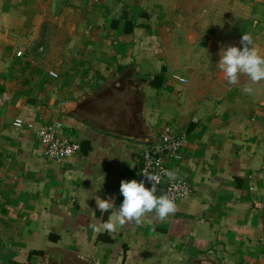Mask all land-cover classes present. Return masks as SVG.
Here are the masks:
<instances>
[{
	"label": "crops",
	"instance_id": "1",
	"mask_svg": "<svg viewBox=\"0 0 264 264\" xmlns=\"http://www.w3.org/2000/svg\"><path fill=\"white\" fill-rule=\"evenodd\" d=\"M244 34L264 55V0H0V264H264V80L217 64ZM56 121L74 157L44 153ZM166 124L191 193L164 221L97 230Z\"/></svg>",
	"mask_w": 264,
	"mask_h": 264
},
{
	"label": "clouds",
	"instance_id": "2",
	"mask_svg": "<svg viewBox=\"0 0 264 264\" xmlns=\"http://www.w3.org/2000/svg\"><path fill=\"white\" fill-rule=\"evenodd\" d=\"M241 47L228 46L221 49L218 61L219 69L225 80L232 85L239 82L241 76H246L251 82L264 80V55H261L254 46L250 35L244 34L241 38ZM243 91L249 95L254 93L251 86L244 87ZM169 177L174 173H165ZM145 180H121L119 192L123 197L116 212L110 215L99 229L114 233L119 227L135 220L137 223L146 213L154 212L160 221H164L176 211V204L167 195L157 196L159 180L147 172L143 173ZM145 182L150 187L145 186ZM96 207L101 212H107L114 207L110 199H96Z\"/></svg>",
	"mask_w": 264,
	"mask_h": 264
},
{
	"label": "built area",
	"instance_id": "3",
	"mask_svg": "<svg viewBox=\"0 0 264 264\" xmlns=\"http://www.w3.org/2000/svg\"><path fill=\"white\" fill-rule=\"evenodd\" d=\"M17 54L21 55V51H18ZM49 74L52 77L58 76L55 71H49ZM173 76L179 81L187 82L186 78L178 74ZM23 124L24 122L20 118L15 119L13 123L17 128L22 127ZM62 126L60 121H56L40 126L37 129L39 142L43 147L44 153L48 158L56 161L74 157L80 150L78 141L59 135ZM185 142V134L178 132L171 125H164L158 141L144 146L138 169V181L145 180L143 176L145 172L156 176L159 180L158 188L164 185L162 195H167L173 199L175 204L187 197L192 189L186 179L178 176L168 177L165 173H169L170 162H180L182 160ZM145 186L150 187L151 185L145 182Z\"/></svg>",
	"mask_w": 264,
	"mask_h": 264
},
{
	"label": "water",
	"instance_id": "4",
	"mask_svg": "<svg viewBox=\"0 0 264 264\" xmlns=\"http://www.w3.org/2000/svg\"><path fill=\"white\" fill-rule=\"evenodd\" d=\"M135 109L136 108H131V107L129 108V110L127 109L128 110V116L126 118H129L131 115L134 114V112H137ZM122 115H125V113L122 114ZM106 117L107 116H105L104 117L105 119H103V120H104V122L108 123V121H107L108 119ZM121 117H119V118H121ZM114 121L117 122V124H118L117 127L119 128V130H125V128H127V127L130 128V127L133 126L138 131V130H141V127H142L141 126L142 124L138 122V119H135V121H133L132 124L131 123L129 124L130 119L128 120L129 122H127V121L124 122L122 119H120V120L119 119H115ZM148 142H150V143L151 142H157V140H148Z\"/></svg>",
	"mask_w": 264,
	"mask_h": 264
}]
</instances>
